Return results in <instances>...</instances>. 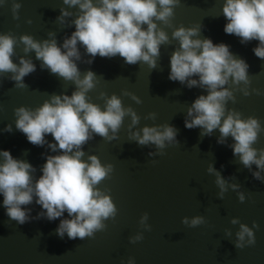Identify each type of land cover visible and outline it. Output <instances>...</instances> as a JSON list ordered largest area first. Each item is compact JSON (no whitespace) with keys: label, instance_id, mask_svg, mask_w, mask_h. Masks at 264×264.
<instances>
[{"label":"water","instance_id":"95a60500","mask_svg":"<svg viewBox=\"0 0 264 264\" xmlns=\"http://www.w3.org/2000/svg\"><path fill=\"white\" fill-rule=\"evenodd\" d=\"M224 3L180 0L172 27L156 22L167 33L169 43L160 46L155 68L143 61L128 65L119 55L93 58L77 44L80 59L73 61L80 78L89 71L95 75L96 87L87 93L89 102L103 110L105 99L115 94L125 109L131 107L140 118L132 125L131 116L126 115L116 133L109 129L108 136L115 139L90 130V139L82 146L85 162L90 163L88 157L94 155L102 166H112L108 177L95 187L110 196L115 216L102 218L103 229L91 237L73 240L65 233L61 238L56 233L60 221L73 218L66 211L49 221L34 197L32 204L22 206L29 218L21 225L6 215L0 195V264H264V171L255 164L246 168L239 156L233 155L235 142L230 136L218 143V129L205 136L200 135L202 128L186 129L184 121L191 120L188 109L207 92L201 87L189 89L187 81L181 84L168 79L170 57L179 48L172 32L180 26L198 28L199 35L192 39L226 44L233 58L249 65L250 83L237 86L230 78L225 85L235 96V103L229 100L226 107L240 112L244 119L257 118L264 129V60L253 52L259 42L242 44L239 37L224 32ZM14 4L21 5L15 13ZM93 4L96 6L97 0ZM62 9L70 15H62ZM79 15L78 5L70 7L63 0H0V35L16 40L12 62L20 67L21 59L29 60L36 69L24 77L25 88L17 87L14 73H0V151H10L14 159L30 163L35 169L34 180L42 175L48 156L63 153L49 148L55 143L50 134L42 147L29 143L16 129L14 110L26 107L34 111L53 95L71 96L77 88L74 82L51 74L35 51L25 53L20 37L28 35L40 43L55 40L64 51L63 43L75 31ZM89 60L93 62L89 64ZM242 90L249 95L244 96ZM101 93L105 99L100 98ZM133 95L141 103H136ZM150 113H155V119L147 118ZM8 125L12 126L10 133L3 131ZM162 125L177 130L176 140L172 144L165 141L163 149L152 143L140 145L132 138L136 132L142 135L146 126L162 131ZM253 147L264 149V131ZM257 171L260 179L253 175ZM217 174L225 181L222 198ZM195 217H202L204 223L192 228L182 222L187 218L190 223ZM242 224L253 231L255 244L249 246L246 236L245 247L240 249L236 244Z\"/></svg>","mask_w":264,"mask_h":264},{"label":"clouds","instance_id":"9594fccd","mask_svg":"<svg viewBox=\"0 0 264 264\" xmlns=\"http://www.w3.org/2000/svg\"><path fill=\"white\" fill-rule=\"evenodd\" d=\"M63 3L70 7L78 5L80 11L74 21L75 31L63 43L64 51L55 40L40 43L24 35L20 37V42L25 46V53L35 51L36 58L51 74L74 82L77 90L71 96L53 95L34 111L26 107L14 110L16 129L26 136L29 143L42 147L46 142L45 136L50 134L55 143L49 144V148L63 154L48 156L41 169L42 175L34 180L32 173L35 169L30 163L14 159L10 151H0V195L3 196L6 215L21 225L29 218L22 206L32 204L34 197L49 221L59 219L66 211L73 218L61 220L56 233L61 238L67 233L68 238L74 240L91 237L94 231L103 229L102 218L114 217L116 213L110 196L103 195L95 187L108 177L112 166H102L94 155L88 157L90 163L82 159V146L90 139L89 131L105 139H115V136H108V131L111 129L116 133L126 115L131 116L132 125L140 119L131 107L125 109L115 94L105 99V94L101 93L100 98L105 99L103 110L89 102L87 93L96 87L95 75L89 71L83 79L80 78L79 69L73 61V58L80 59L76 46L81 44L93 58L97 55L101 58L119 55L128 65L143 61L150 68H155L160 46L169 43L167 33L156 22L172 27L174 9L179 6L180 0H97L96 6L93 0H63ZM20 6L14 4V13ZM61 12L64 16L70 15L63 9ZM222 14L227 20L224 32L239 37L242 44L258 41L253 52L257 58L264 60V0H225ZM198 35V28L183 26L172 32V39L179 42V48L170 57L168 79L181 84L187 81L189 89L201 87L207 92V95L195 99L188 109L191 120L186 119L184 126L189 130L202 128L201 136L210 135L218 129V143H223L230 136L235 142L231 146L233 155L239 156L246 168L255 164L257 169L264 171V149L253 147L264 131L260 121L254 117L244 119L240 112L226 107L229 100L235 103V96L225 85L230 78L237 86L241 82L250 83L247 76L249 65L233 58L226 44H213L211 39H192ZM15 44L12 36L0 35V73H14L12 79L17 82V87L25 88L22 83L24 77L36 69L29 60L21 59L20 67L12 62ZM92 62L88 61L89 64ZM243 94L249 95L247 91ZM131 98L141 103L134 95ZM147 118L155 119V113H150ZM160 127L162 131L146 126L142 135L136 132L132 138L140 145L152 143L163 149L165 141L172 144L176 140L177 130L168 125ZM3 131L10 133L12 126L8 125ZM209 171L213 169L209 168ZM253 175L256 179L261 178L259 171ZM216 183L222 190V198L226 188L219 174ZM239 199L243 202V195ZM182 222L195 228L203 224L204 219L195 217L189 223L184 218ZM237 222L235 219L232 221L233 224ZM246 236L248 245H254L253 231L242 224L237 233V248L245 247L242 242Z\"/></svg>","mask_w":264,"mask_h":264}]
</instances>
